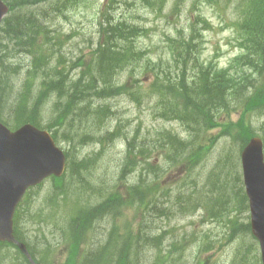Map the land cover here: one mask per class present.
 <instances>
[{
	"label": "rangeland",
	"instance_id": "374dc122",
	"mask_svg": "<svg viewBox=\"0 0 264 264\" xmlns=\"http://www.w3.org/2000/svg\"><path fill=\"white\" fill-rule=\"evenodd\" d=\"M76 1L63 10L65 19L58 17L53 28V32L69 35L70 40L65 43L64 51L74 59L84 56L86 59L91 58L98 42L97 11L101 8L109 5L112 17L131 18L134 15L131 20L146 28L148 32L138 39V46L144 55L143 65L116 77L120 84L128 81V88L136 93L142 92V96L137 101L123 93L106 101H95L98 106L109 104L111 109L99 134L108 131L116 133L111 141L104 139L103 144L89 139L81 144L79 136L65 138L63 133L66 128H51L57 144L70 160L79 162L88 158L94 162L84 172V182L80 178L75 179L73 170L68 167L63 179L57 182L49 180L40 188H35L28 203H24L19 227L28 243L33 245L37 257L45 259L47 264H83L86 252L108 243L116 249L137 233L142 213L138 214L132 204L128 187L139 182L140 176L134 171L125 180L119 179L127 151L126 138H136V147H139L140 139H146L147 143L150 139L156 140L157 149L149 155L148 161L163 174L159 188L170 194V198L164 199H174L176 194L193 191L196 202H199L198 207H193L186 214H178L171 219L154 218L151 222L154 230L157 229L154 233L166 231L164 244L161 249L153 248L152 251L146 246L142 259H146L147 263L156 253L173 254L174 247L170 243L178 242L183 244L185 250L175 256L182 255L187 264H262L259 243L251 233L248 201L242 198V189L244 192L245 189L241 139L242 129L249 125L252 136L258 135L264 140V113L248 109L243 99L235 100L231 108L216 112V116H221L218 126L206 129L200 136H191L187 122L162 116V110L157 108L158 95L151 91V83L155 79L154 65L157 69L158 64L160 68H166V64L172 71V77L181 73L182 68L179 70L173 65L174 54L170 41L181 34L188 35L190 24H194L197 31L195 41L199 49L196 55L209 69L225 71L228 73L224 75L227 78L230 75L249 74L250 66L236 57L241 52L239 45L242 34L239 26L241 18L245 16L244 5L241 4L245 0H217L213 3L203 0H167L162 12L158 7L145 6L143 0H116L111 5L113 0ZM263 6L264 0H250L248 4L249 9ZM1 52L4 53V44L0 45V59ZM29 60L27 56L21 57L24 64L29 63ZM3 61L8 64L9 59L4 58ZM191 63L192 60L186 73L188 79L195 75ZM23 77L26 74H19L12 83L19 86ZM52 101L49 100V104ZM12 104L13 101H8L7 105ZM242 120L244 122L240 125ZM48 122L49 119L46 120ZM89 125L93 126L94 123L90 121ZM77 127L78 122L73 130ZM164 136L180 138L185 142L188 153L194 157L193 163L171 167L169 158L160 149L164 142L159 145L157 142L158 137ZM155 175L156 170L147 172L148 179ZM56 184L63 185L66 193H55ZM109 193L120 196L117 213L113 217L96 220L88 236L81 238L78 249L71 247L67 241L65 245H60L62 230L67 229L68 217L79 207L96 206ZM146 194L149 196V190ZM51 195L54 196V206L47 202ZM222 200H226V206L221 205ZM26 206H29V210L25 209ZM43 239L46 242L44 245L41 244ZM48 244L52 248L46 255L42 251ZM0 264L25 263L19 259L15 248L2 247ZM98 264H107V259H101Z\"/></svg>",
	"mask_w": 264,
	"mask_h": 264
},
{
	"label": "trees",
	"instance_id": "16d2710c",
	"mask_svg": "<svg viewBox=\"0 0 264 264\" xmlns=\"http://www.w3.org/2000/svg\"><path fill=\"white\" fill-rule=\"evenodd\" d=\"M9 1L11 14L0 28V45L4 44V53L1 52L0 59V120L12 127L30 122L50 131L51 128L56 127L66 128L63 133L65 138L72 139L73 136H79L80 143L87 139L100 144L105 142L104 139L111 141L116 134L115 131L99 134L105 126V118L111 112L110 105L98 106L95 101H106L123 93H127L135 100L142 96V92L136 93L128 88V81L120 84L119 78L116 77L143 65L144 55L138 46V39L148 32L146 28L126 17L115 19L113 31L109 30L110 23L99 22V32L103 36L100 39H104V43L102 44L101 40L100 47L91 54V58L86 59L87 57L84 56L74 59L62 47L70 40L69 35L49 33L46 23L48 17L42 10L34 9L30 14H23L30 9H26L27 6L38 0ZM114 1L116 0L110 5ZM203 1L217 2V0ZM143 2L145 6L158 7L162 12L167 0H143ZM125 3L127 4L126 1ZM241 4L244 5L245 16L240 20L239 30L242 37L239 46L242 52L238 57L250 66L249 74L230 75L227 78L224 76L227 72L209 69L206 63L201 62L196 55L199 44L195 41L197 31L194 24H190L188 35L181 34L179 38L170 41L174 54L173 65L179 70L182 68L181 73L172 77V71L166 64L167 69L160 68L159 64L157 69L156 65L153 67L155 79L151 83V91L158 95L157 108L162 110L164 117L170 116L187 122L191 136H200L206 129L218 126V119L221 116H216V112H224L231 108L235 100L243 99L248 109L264 113V6L262 9H249V3L241 2ZM203 22L207 25L205 20ZM112 43H114L112 52L107 57L106 49H109ZM36 53L40 55L37 56ZM24 55L30 56L29 63L21 62V57ZM4 58L9 59L8 64L4 63ZM190 60L195 75L188 79L186 73ZM21 66H26L28 77L17 86L12 82L18 78ZM144 69L146 70V67ZM74 73H76L75 78ZM254 74L255 76L252 77ZM51 99L53 101L49 104ZM8 101H13V104L7 105ZM47 119H49L48 123H46ZM90 121L94 123L93 126L89 125ZM77 122L78 127L73 130ZM243 122L242 120L240 125ZM242 130L241 147L243 148L253 132L249 125ZM136 140V138L131 140L126 138L127 151L122 161L119 179L125 180L126 176L134 171L139 173V182L128 187V191L132 194V204L138 214L142 213L138 231L124 245L116 249L108 243L99 249L86 252L84 264H98L101 259H107V264H187L183 261L182 255L175 256L185 250L183 244L178 242L170 243L171 247H174L173 254L156 253V256L154 254L147 260V263L146 259L141 257L146 246L152 251L153 248L161 249L164 244L166 231L154 233L157 230L151 225L154 218L169 219L174 215L186 214L193 207H198L199 202H196L197 198L194 197L193 191L176 194L174 199H164V197L170 198V194L159 188L163 174L148 161L149 155L157 149L156 140L150 139L147 143L146 139H140L139 147L134 145ZM157 142L158 145L164 142L160 145V149L169 158L171 167L181 164L188 166L193 163L194 157L188 153L187 145L180 138L158 137ZM93 162V159L88 158L79 162L69 158V166L73 170L74 178L82 179L84 182L83 172L89 170ZM149 170H156V175L150 179L147 178ZM52 179L56 182L61 180ZM54 188L55 193H66L63 185L56 184ZM147 190L149 196L146 194ZM32 191L25 198L26 204ZM242 193V198L247 201L243 189ZM119 198L118 194L109 193L96 206L79 207L68 217L67 229L62 230L59 244L65 245L67 241L71 247L75 246L78 249L81 238L88 236L96 220L107 214L113 213L114 216L117 213L120 208ZM47 202H51L54 206V196L51 195ZM24 205L22 203L18 207L15 216V234L27 244L38 264H47L45 259L37 257L33 245L28 243L20 230L19 221ZM221 205L226 206V200H222ZM28 207L26 206L25 209L29 210ZM146 220L150 221V224ZM241 226L245 225L241 224ZM2 247H10V245L0 243V250ZM51 248L52 246L48 244L42 253L48 255ZM74 252L72 250V254ZM18 256L25 264H30L20 252Z\"/></svg>",
	"mask_w": 264,
	"mask_h": 264
},
{
	"label": "water",
	"instance_id": "95a60500",
	"mask_svg": "<svg viewBox=\"0 0 264 264\" xmlns=\"http://www.w3.org/2000/svg\"><path fill=\"white\" fill-rule=\"evenodd\" d=\"M8 7L0 1V23ZM244 184L252 232L261 244L264 264V143L253 137L242 151ZM66 170V155L47 130L27 123L12 131L0 122V241L15 243L35 264L27 246L14 235V215L26 191Z\"/></svg>",
	"mask_w": 264,
	"mask_h": 264
},
{
	"label": "bare ground",
	"instance_id": "6f19581e",
	"mask_svg": "<svg viewBox=\"0 0 264 264\" xmlns=\"http://www.w3.org/2000/svg\"><path fill=\"white\" fill-rule=\"evenodd\" d=\"M3 4H6L8 2H10L9 0H0ZM76 0H38L37 2L33 3L32 5L30 6H27L26 9L30 8L29 10H26L23 14H30L31 10H34V9H40L44 12V14L47 15L48 17V20L46 21L47 23V30L49 33H51L52 35L54 34H59V35H62L61 32H57V31H54L53 32V28L55 27V22L58 20V17H65V13L63 10H67L70 5H73L75 4ZM129 5V4H128ZM41 11V12H42ZM98 19H99V22H103V23H110L109 24V30L110 31H113V29L115 28V24L113 23L115 21L116 18L118 17H112L111 15V11H110V7L109 5L106 7V8H101L99 9L98 11ZM129 12L126 11V13ZM63 14V16L61 15ZM35 15V14H34ZM125 17V16H124ZM128 18V17H126ZM61 19V18H60ZM65 19V18H63ZM35 21L37 23H40V21L38 19H35ZM51 21V22H50ZM50 22V23H48ZM29 23V22H28ZM45 23V24H46ZM31 26V25H30ZM100 27V26H99ZM123 29H125L124 26H121ZM100 28L98 29V42L96 43V47L95 49H93V53L100 47V43H101V40L100 38H102L103 36H101L100 32H99ZM104 43V39L102 40V44ZM114 45V43L111 44V47L109 49H106V56L108 57L109 54L112 52V46ZM22 46V45H21ZM62 47H64V50L66 51L65 49V45H62ZM37 56L40 55V53H36ZM24 56H27V55H24ZM28 58H30V56H27ZM12 72V71H11ZM7 73V72H6ZM20 74H23V76L26 74V66L23 67L21 66L20 67ZM19 76V75H18ZM255 75H252V77H254ZM26 77H28V75H26ZM26 77H23V80L20 81V84L22 81H24L26 79ZM73 77L75 78L76 77V73L73 74ZM1 79V78H0ZM82 144V143H81ZM87 144V141L86 143ZM84 174V172H83ZM159 200H162V199H159ZM113 217V213L111 214H107L105 215V217ZM176 216V215H174ZM172 216V217H174ZM172 217H170L169 219H171ZM164 219H166V217H164ZM226 233V232H224ZM46 240V239H45ZM46 242L43 241L41 242L42 245H44ZM35 244V243H34Z\"/></svg>",
	"mask_w": 264,
	"mask_h": 264
}]
</instances>
